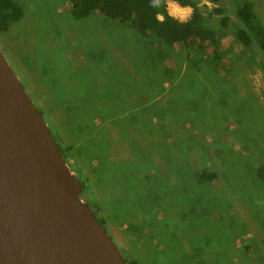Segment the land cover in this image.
I'll return each instance as SVG.
<instances>
[{
    "label": "rangeland",
    "instance_id": "obj_1",
    "mask_svg": "<svg viewBox=\"0 0 264 264\" xmlns=\"http://www.w3.org/2000/svg\"><path fill=\"white\" fill-rule=\"evenodd\" d=\"M12 1L23 15L0 32V52L57 144L72 147L80 199L109 236L116 217L160 247L133 250L146 256L134 264H264V69L257 46L233 35L245 3L264 25V0H191L206 29L220 28L214 9L228 17L217 51L234 62L229 76L210 64L209 41L201 54L98 12L74 19L69 0ZM204 168L218 174L211 184L196 174Z\"/></svg>",
    "mask_w": 264,
    "mask_h": 264
},
{
    "label": "water",
    "instance_id": "obj_2",
    "mask_svg": "<svg viewBox=\"0 0 264 264\" xmlns=\"http://www.w3.org/2000/svg\"><path fill=\"white\" fill-rule=\"evenodd\" d=\"M80 192L0 52V264H128Z\"/></svg>",
    "mask_w": 264,
    "mask_h": 264
},
{
    "label": "trees",
    "instance_id": "obj_3",
    "mask_svg": "<svg viewBox=\"0 0 264 264\" xmlns=\"http://www.w3.org/2000/svg\"><path fill=\"white\" fill-rule=\"evenodd\" d=\"M170 1L182 7L190 8L192 10L191 17L187 21L181 22L170 16L167 11L166 0H69V5L70 14L74 19H83L98 12L105 17L130 25L141 36L152 38L153 44L159 42L163 46L183 47H189L193 44L203 54V51L206 50L205 42L209 41L210 46L213 48L212 55L209 58L210 64L214 68L216 66L217 70L223 71L225 76H229L233 71L234 62H221L223 55L217 51L218 45L220 46V42L218 44L220 35L228 31L229 28V19L223 15V10L220 8L214 9V14L221 17V23L217 31H211L202 26L203 16L195 2L191 0ZM205 1L214 5L219 2V0ZM22 15L21 9L12 0H0V32L7 31L9 24L19 21ZM236 15L237 21L242 27L234 32L235 40L246 49H252L255 44L258 52H255L253 57L256 58L257 62H261L262 69H264V25L259 19V15L255 13L254 6L251 3L243 4L237 10ZM198 56L203 61V58L200 55ZM211 71L214 72L212 69ZM208 134L211 135V131ZM215 137L217 141L220 139L217 133H215ZM187 139L193 142L190 137ZM199 144L197 141L198 146ZM57 147L64 163L71 169L73 164L68 154L72 147L61 148L58 144ZM256 171L258 178L264 176L263 166L256 169ZM196 174L201 178V182L210 184L218 178L216 172L207 168ZM99 222L103 226L102 221L99 220Z\"/></svg>",
    "mask_w": 264,
    "mask_h": 264
},
{
    "label": "crops",
    "instance_id": "obj_4",
    "mask_svg": "<svg viewBox=\"0 0 264 264\" xmlns=\"http://www.w3.org/2000/svg\"><path fill=\"white\" fill-rule=\"evenodd\" d=\"M112 200L114 201V199ZM108 224L111 232L110 237L119 249H123L125 254L133 259V261H130L131 264H134L138 259L145 260L146 256L144 254L133 252L135 249H140L145 243H148L156 252L160 253V247L157 246L155 240L149 239L148 235H131L130 232L133 234L138 232L128 225L126 220L121 221L113 217ZM159 260L163 261L161 257H159Z\"/></svg>",
    "mask_w": 264,
    "mask_h": 264
},
{
    "label": "bare ground",
    "instance_id": "obj_5",
    "mask_svg": "<svg viewBox=\"0 0 264 264\" xmlns=\"http://www.w3.org/2000/svg\"><path fill=\"white\" fill-rule=\"evenodd\" d=\"M179 10H180V8H176L175 13L178 14V13L180 12ZM65 169H66V168H65ZM79 196H80V195H79ZM85 203H86V202H85ZM93 211H94V210H93ZM135 263H136V262H135Z\"/></svg>",
    "mask_w": 264,
    "mask_h": 264
}]
</instances>
